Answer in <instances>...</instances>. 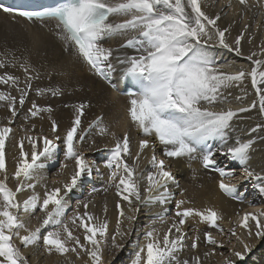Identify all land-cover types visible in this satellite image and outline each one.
Segmentation results:
<instances>
[{
  "label": "snow or ice",
  "instance_id": "6c2138e0",
  "mask_svg": "<svg viewBox=\"0 0 264 264\" xmlns=\"http://www.w3.org/2000/svg\"><path fill=\"white\" fill-rule=\"evenodd\" d=\"M237 3L241 8L234 14H239L242 22L253 10L257 17H264V0L252 3L237 0ZM208 6V0H57L51 6L21 10L0 3L5 13L18 14L41 27L51 24L57 39L63 42V50L71 51L112 88L117 86L114 79L125 83L127 88L123 94L128 98V116L145 137L138 141L135 156L130 151L127 132L122 137L110 133L114 144L104 146L109 155L103 167L109 173L107 186L102 191L106 193L114 188L119 197L118 217L112 234L109 233L106 204L104 218L89 211L91 200H81L77 210L67 216L69 194L91 178L94 170L103 175L100 166L86 158L80 143L88 129L98 127L99 135L104 136L109 134V128L103 117L98 116L87 129H81V117L88 106L85 103L72 105L75 117L64 135L65 162L60 165V172L70 170V174L50 186L41 172L56 159L59 148L56 141L61 138L57 134L59 126L51 119V105L31 101L23 120L42 119V114H47L54 137L28 135L25 130L26 135L18 141L19 156L15 158L16 168L11 174L17 182L13 189L8 183L5 153L6 144L13 138L12 123L30 91L39 97H60L64 90L59 86L33 87V82L40 80L42 74L32 63L27 49L22 56L8 50L0 53V70L18 67L24 73L23 79L9 71L0 73V85L7 86V90L0 89V108L10 111L9 116L0 118V264H30L21 245L25 248L39 246L41 240L47 253L65 256L66 264H74L69 253L77 258L86 255L85 264H105V248L122 249L124 244L119 243L118 238L123 240L134 230L139 211L134 204L165 207L154 214L152 226L143 230V243L134 242L137 250L130 264H204L217 254L223 258V264H237V259L243 260L245 254L253 250V245L243 235H238V228L245 229L249 238L264 240V208L237 213L235 226L228 229V243L235 238L244 251L233 246L228 256L222 251L217 253V248H225V242L218 240L211 231L204 233L203 241L197 231L190 246L186 244L189 238L184 225L189 217H199L221 233L225 231L218 223L223 219L222 214L211 207L203 210L183 207L186 201L180 199L176 201L175 218L170 226L162 232L155 227L156 220L162 224L166 222V205L175 194L169 185L179 187L165 159L155 154L157 143L164 146L166 157L199 160L205 169H214L221 177H232L235 169L221 166L219 156L227 157L229 164L238 162L242 178L252 182V189L264 202V167L257 171L251 165L254 145L264 141V39L247 56L242 51V41L246 39L251 45L255 39L261 28L260 20H256L255 30L251 32L252 25L244 22L240 33L230 43L236 21L221 27L218 21L228 13L221 9L215 16L209 15L205 10ZM226 6L232 9V0H226ZM113 41L118 44L111 46ZM37 42L38 38L34 44ZM217 46L249 61L251 69L239 65L237 70L227 71L217 59ZM46 75L51 79L52 73ZM247 79H250L256 98L245 106L217 109V105L230 104L233 100L243 104L249 95L245 85ZM12 89L18 95H13ZM233 89H238L240 94L234 96ZM253 109H257L255 115H241ZM245 120L255 122L254 126L239 128L238 123ZM35 128V124L30 125L31 130ZM253 133L256 135L252 136ZM214 142H218L215 148ZM150 146L153 149L149 160L151 170L145 174L137 170L136 161ZM219 187L228 196L241 199L237 196V184L221 179ZM23 192L30 195L18 199V194ZM121 201L127 202V212ZM80 207L83 212L78 210ZM37 211L42 215H35ZM33 218L37 221L35 227L30 226ZM70 224L83 230V241ZM45 228L51 230L42 235ZM199 243L207 247L202 255L195 251ZM189 250L192 255L182 258V253Z\"/></svg>",
  "mask_w": 264,
  "mask_h": 264
},
{
  "label": "bare ground",
  "instance_id": "6f19581e",
  "mask_svg": "<svg viewBox=\"0 0 264 264\" xmlns=\"http://www.w3.org/2000/svg\"><path fill=\"white\" fill-rule=\"evenodd\" d=\"M252 2L253 0H249V3ZM232 4L233 8L229 9L226 6V0H208L209 6L205 10L212 16H215L221 9L228 13L227 16H222L221 20L218 21L221 27L227 26L233 20L236 21L231 31V37L229 38L230 43L240 33L244 22L252 25L249 29V32H251L255 30L256 20H260L261 28L257 31L252 44H248L246 39L242 41V51L247 56L264 39V17H257L254 15L255 10H253L248 12L247 19L242 22L240 15L234 14L235 10L241 8V5L237 3V0H232ZM37 38L38 42L34 44V40ZM117 44L118 41L111 42V46H116ZM25 49L28 50L27 54L31 56L32 63L42 74L40 80L33 82V87L59 86L64 90V95L60 97H51L50 95L39 97L34 91L29 92L28 100L25 101V105L20 109L15 121L11 125L14 130L11 143H7L5 148L9 186L13 189L16 187L17 182L12 178L11 174L14 173L16 168L15 158L19 156L18 141L22 136L26 135L25 130H28V135L40 137L46 135L49 139L54 137V134L51 132V121L47 114H42V119L37 117L28 122L23 120L24 114L31 106V101L35 100L37 104L44 106L51 105L53 108L51 119H55L59 126L57 134L61 138L56 141L59 145L56 159L54 162H49L47 167L41 172V175L46 177L50 186L54 181L64 180L70 174V170H66L64 173L60 172V165L65 162L64 135L66 129L71 126L75 117V110L72 105L85 103L88 106L85 108L84 114L81 117V129H87L88 124L98 116L103 117L104 124L109 128V134L104 136L99 135L98 127L94 126L92 129H88L85 133L84 140L80 143V147L85 152L86 158L95 161L100 166L103 175L101 176L94 170L91 178L84 180L82 185L78 186L77 189H74L73 193L69 194L68 200L70 207L67 216L70 217L73 211L77 210L76 206L81 200H91L92 203L89 205V211L104 218V206L106 204L107 218L110 221L109 233L112 234L118 217L116 203L119 197L116 195L114 188H109L106 193L102 191L107 186L109 173V170L103 167L109 155L108 149L104 146L108 145L111 147L114 144V138L110 133L115 132L116 136L122 137L127 132L130 136V151L135 156L138 151V141L145 138L128 116V98L126 95H121L112 90L108 82L93 74L88 66L78 57L74 56L71 51L65 52L63 50V42L57 39L51 24L47 27H41L37 23L31 22L23 17L0 10V53L8 50L15 52L17 56H22L25 54ZM215 53L219 63L227 71H235L239 65H244L248 69L252 67V64L246 59L238 57L235 53L220 48L219 46H217ZM3 71H9L20 76L22 79L24 77L23 71L18 67L2 69L0 73ZM46 73H52L51 79H48ZM245 85L249 95L243 104H238L233 100L230 104L217 105V109L228 106L236 108L251 103L256 96L250 79L245 80ZM0 89L7 90V86L0 85ZM12 93L13 95H18L15 89H12ZM238 94H240L239 90L233 89V95ZM256 112L257 109H253L250 113L241 115H255ZM9 115L10 111L6 107L0 108V118ZM3 122H6V120ZM254 123L253 121L245 120L239 122L238 127L247 129L254 126ZM22 124L24 128H21ZM31 124L36 125L34 130L30 129ZM255 135V133L252 134V136ZM93 141H95L94 144L92 143ZM217 146L218 142H214L213 148ZM254 149L251 165L259 171L264 167V141H257ZM25 150H29L27 142H25ZM154 151L158 158L165 159L166 165L169 166L173 175L176 177V181L179 183V187H176L175 184L169 185L175 194L172 200L166 205L168 209L165 217L166 222L162 224L159 220H156L155 227L160 229L161 232L169 227L175 218L176 201L184 199L186 204L183 207H194L200 210L211 207L221 213L223 219L218 223L225 230L221 233L218 228L209 226L200 220L199 217H189L184 225V231L189 238L186 240L187 245L190 246L192 242L191 238L197 234V231L202 241L204 239V233L211 231L218 240L225 242V248H217V253L222 251L225 256H228L230 254L229 249L233 246H236L243 252L244 249L237 244L235 238H231V244L228 243L230 239L228 229L235 226V222L238 219L237 213L242 214L244 211L254 212L257 209H262L264 208V202L261 201V198L252 189V182L242 178V168L238 165V162L229 164L227 157L219 156L218 154V163L221 166L227 165L228 168L235 169V174L232 177H221L214 169H205L199 160L189 161L187 158L166 157L164 154V146L159 143L156 144ZM152 154L153 149L151 146L140 154V159L136 161L138 171L146 174L148 170H151L149 160ZM129 162H132L131 158H129ZM68 163L71 164L70 161ZM0 178H2V174H0ZM221 179H224L225 183L231 182L237 184V196L241 197V199H236L225 194L219 187V181ZM93 189H101V191L93 192ZM38 190H40L39 187ZM28 195H30L29 192L19 193L17 198L23 200ZM121 204L127 212V202L121 201ZM133 206L139 209L138 213H136L137 219L134 222V230L129 237L123 240L118 238V242L124 244L122 249L105 248V264H130L137 250L134 247V242L140 240L143 243V230L152 226V220L155 219L154 214L162 211L165 207L160 204L152 206L134 204ZM78 210L80 212L84 211L83 207H80ZM35 215L42 214L37 211ZM36 223L37 221L33 218L31 219L30 226L35 227ZM70 227H73L74 233L81 235L83 241V230L76 229L71 224ZM49 230L51 229H42V235L46 234ZM237 233L238 235H243L247 242L253 245V250L250 253H246L243 260L237 259V264H264V240H257L254 236L249 238L246 230L243 228H238ZM17 243L19 244V241ZM21 250L29 259L30 264H66L65 256H61L55 252L51 254L47 253L43 247L42 240L39 246L25 248L21 245ZM206 250V245L199 243L195 251L202 255ZM191 255L192 250L186 251L182 253V258L190 257ZM68 257L74 264H85V261L88 260V257L83 254L80 258H77L75 254L69 253ZM204 264H223V258L217 254L205 260Z\"/></svg>",
  "mask_w": 264,
  "mask_h": 264
}]
</instances>
